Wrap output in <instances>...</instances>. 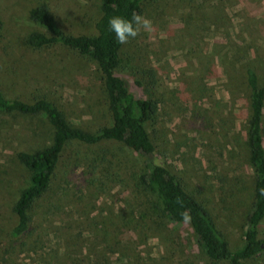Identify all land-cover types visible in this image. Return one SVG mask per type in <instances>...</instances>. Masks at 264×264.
<instances>
[{
  "label": "rangeland",
  "instance_id": "374dc122",
  "mask_svg": "<svg viewBox=\"0 0 264 264\" xmlns=\"http://www.w3.org/2000/svg\"><path fill=\"white\" fill-rule=\"evenodd\" d=\"M41 2L62 27L77 32L92 31L102 3L0 0V90L25 100L33 91L46 93L73 124L103 123L106 97L95 62L59 44L39 50L24 44L29 32L45 30L28 18V10ZM142 15L152 20L153 30L129 40L119 75L136 90L138 67L153 69L152 94L159 101L158 126L166 141L158 159L185 178L236 248L252 188L241 147L248 101L224 63L231 54L246 52V59L262 67L264 79V0H161ZM49 137L41 117L0 114V264H89L94 259L171 264L181 258L210 264L187 224L144 215L129 178L132 155L120 154L121 164L115 163L106 180L100 167H87L90 151L98 150L94 146L65 156L55 190L37 209L36 236L22 244L11 241L10 207L26 175L15 152L44 146ZM244 264H264V255Z\"/></svg>",
  "mask_w": 264,
  "mask_h": 264
},
{
  "label": "trees",
  "instance_id": "16d2710c",
  "mask_svg": "<svg viewBox=\"0 0 264 264\" xmlns=\"http://www.w3.org/2000/svg\"><path fill=\"white\" fill-rule=\"evenodd\" d=\"M98 16L92 31L77 32L62 27L56 14L47 3L35 4L28 10V18L41 25L44 31L29 32L25 45L39 50L56 44L64 46L93 60L101 73L105 93V115L98 125L73 124L60 104L46 93L33 91L29 100L0 90V114L18 113L41 117L48 124L49 142L41 147L15 152L17 163L26 175L15 194L11 213L15 224L9 229L11 241L23 243L36 236L35 215L40 204L55 190L61 167L67 155L81 154L80 146H94L87 165L91 170L101 168L109 179L115 163L121 164L120 154L132 155L130 182L136 197L143 203L142 211L152 219L165 218L173 224H183L180 212L187 209L191 220L187 224L198 246L210 264H244L245 261L264 255V79L262 67L246 52L231 54L224 63L226 74L247 96L248 116L243 142L244 155L251 169L252 188L249 190V209L243 219V235L236 248H231L205 203L189 189L185 178L164 163L156 166L154 160L161 154L166 142L158 126L159 101L152 94L155 84L153 69L138 67L141 76L139 87L132 88L119 75L123 64L122 54L127 44H118L109 30L108 19L113 15L140 14L149 5L161 0H101ZM194 4L197 0H180ZM74 151H71L72 148ZM88 156V155H87ZM121 161V162H120ZM130 161V159H129ZM138 165V170L135 169ZM134 170V171H133ZM180 198L183 204L176 203ZM89 264H101L99 259ZM106 264V263H103ZM171 264H195L190 258H181Z\"/></svg>",
  "mask_w": 264,
  "mask_h": 264
},
{
  "label": "clouds",
  "instance_id": "9594fccd",
  "mask_svg": "<svg viewBox=\"0 0 264 264\" xmlns=\"http://www.w3.org/2000/svg\"><path fill=\"white\" fill-rule=\"evenodd\" d=\"M109 30L114 33L116 42L118 44H127L130 39H134L141 35V33H151L153 30V22L150 18L133 11L129 16L124 15H113L108 19ZM154 164L156 166H162L160 159H155ZM260 194L264 195V188L260 189ZM177 204L183 207L180 198L176 200ZM182 221L187 223L190 222L191 216L187 209H183L180 212Z\"/></svg>",
  "mask_w": 264,
  "mask_h": 264
}]
</instances>
